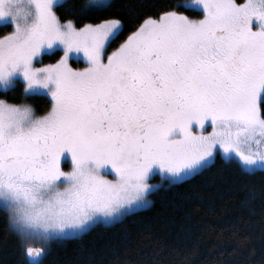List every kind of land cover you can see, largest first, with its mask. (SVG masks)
Returning <instances> with one entry per match:
<instances>
[{"label": "snow or ice", "instance_id": "snow-or-ice-1", "mask_svg": "<svg viewBox=\"0 0 264 264\" xmlns=\"http://www.w3.org/2000/svg\"><path fill=\"white\" fill-rule=\"evenodd\" d=\"M184 3L202 18L148 16L109 52L125 26L116 15L78 25L58 0H0L12 28L0 35V89L22 79L25 93L51 96L43 114L0 99V210L26 264H42L37 239L150 206L157 172L183 182L222 150L244 174H264V0ZM49 50L58 59L41 64ZM81 54L87 66L73 67Z\"/></svg>", "mask_w": 264, "mask_h": 264}, {"label": "trees", "instance_id": "trees-1", "mask_svg": "<svg viewBox=\"0 0 264 264\" xmlns=\"http://www.w3.org/2000/svg\"><path fill=\"white\" fill-rule=\"evenodd\" d=\"M89 3L64 0L61 4L67 6L57 11L62 20L70 18L78 25L109 15L121 18L123 32L109 52L148 16L173 10L192 19L203 15L200 6L184 0H111L106 11L87 15L73 8ZM11 30L10 24L0 25V35ZM56 59L53 52L40 61ZM23 85L17 81L0 91V99L29 104L38 114L50 108L47 96L27 95ZM151 197L148 208L113 224L97 223L78 237L53 240L42 264H264V174L246 175L237 163L217 155L199 174L165 185ZM26 259L24 241L9 229L0 210V264H26Z\"/></svg>", "mask_w": 264, "mask_h": 264}, {"label": "rangeland", "instance_id": "rangeland-1", "mask_svg": "<svg viewBox=\"0 0 264 264\" xmlns=\"http://www.w3.org/2000/svg\"><path fill=\"white\" fill-rule=\"evenodd\" d=\"M63 1H64V0H58L59 3H62ZM21 2L26 3V0H21ZM5 24H10V25H11V21H10V20H0V25H5ZM52 53H53V50H49L48 52L42 54L38 59L41 60V57H42L43 55H46V54H52ZM71 60L81 61V62H83V63L85 64L84 67L87 66V62H86V60L83 59L82 54H81V56H80L79 59H77L76 56L74 55L73 58L70 59V61H71ZM37 66H40V65H37ZM18 81H20V82H22V83L24 84V82H23L22 79H18ZM15 83H16V82H15ZM15 83H14V84H15ZM14 84H13V85H14ZM13 85H10L8 89H10ZM8 89H7V90H8ZM0 91H4V90H3V89H0ZM26 94H27V95H45V96H47V97L51 100V96H50V94H49L46 90H41V91H39L38 93H35V94H28V93H26ZM218 155H220L221 157H223V158H225V159H228L227 157L224 156L222 150L219 152ZM216 156H217V155H216ZM216 156H215V157H216ZM150 182L153 183V184H158V185H159V188H161V187H163V186H165V185L174 184V183H169L166 179H162L161 175H160L158 172L154 174L153 179H152ZM159 188H158V189H159ZM156 191H157V190H156ZM154 192H155V191H153L152 193H150L151 203H152V197H151V195H152ZM150 205H151V204H150ZM148 207H149V206H148ZM148 207H145V208H142V209H146V208H148ZM142 209H139V210H142ZM139 210H136V211H139ZM134 212H135V211H134ZM131 213H132V212H131ZM125 216H126V215H125ZM125 216H123V217L120 218L119 220L123 219ZM119 220H117V221H119ZM117 221H104V220H100V221H98V222L92 224V225L88 228V230H89L92 226L96 225L97 223H104V224H107V225H108V224H113V223H115V222H117ZM86 231H87V230H86ZM86 231H85V232H86ZM83 233H84V232H83ZM83 233H80V234H78V235H74V236L59 237V238H74V237H78V236L82 235ZM55 239H58V238H54V239H52V240H50V241H46V242H44V243L39 242V240L37 239V241H35V242L32 243V246H34V247H46V252H45V254H44L43 257H42V259H43L44 256L46 255L47 251H48V248H49V246H50V243H51L53 240H55ZM24 245H25V247H26L25 242H24Z\"/></svg>", "mask_w": 264, "mask_h": 264}, {"label": "flooded vegetation", "instance_id": "flooded-vegetation-1", "mask_svg": "<svg viewBox=\"0 0 264 264\" xmlns=\"http://www.w3.org/2000/svg\"><path fill=\"white\" fill-rule=\"evenodd\" d=\"M63 166L67 169L68 165L67 164H63Z\"/></svg>", "mask_w": 264, "mask_h": 264}]
</instances>
